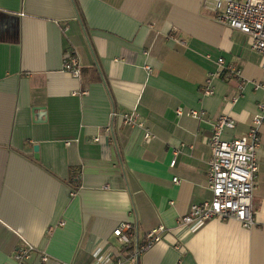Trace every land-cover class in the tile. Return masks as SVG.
<instances>
[{
	"label": "crops",
	"instance_id": "obj_1",
	"mask_svg": "<svg viewBox=\"0 0 264 264\" xmlns=\"http://www.w3.org/2000/svg\"><path fill=\"white\" fill-rule=\"evenodd\" d=\"M203 2L0 0V264H15L23 244L36 249L26 264H93L99 251H128L114 235L120 223L136 250L211 201L214 124L235 120L227 140L253 127L264 56ZM68 57L79 79L64 70ZM220 58L240 79L217 75ZM260 136L255 226L211 219L165 235L138 264H264V125Z\"/></svg>",
	"mask_w": 264,
	"mask_h": 264
},
{
	"label": "built area",
	"instance_id": "obj_2",
	"mask_svg": "<svg viewBox=\"0 0 264 264\" xmlns=\"http://www.w3.org/2000/svg\"><path fill=\"white\" fill-rule=\"evenodd\" d=\"M203 6L215 14V20L220 25L247 35L251 39L252 49L264 56V0H204ZM218 65L221 68L217 73L219 77L226 80L240 79V70L233 65H227L223 58L218 60ZM63 68L73 77L78 79L81 77L82 68L77 58L65 59ZM147 69L151 71L152 68L148 66ZM242 87L241 85L240 89ZM205 93L212 95L214 90L210 86ZM178 114L181 115V111ZM190 114L196 119L201 118L197 111ZM122 118L127 126L140 124L137 117L132 114H124ZM263 125L264 103L259 104V113L253 120V127L245 136L238 139L223 138L224 132L234 130L236 123L229 116L221 117L214 124L213 135L209 140L212 153L208 169L211 201L192 205L187 214L178 218L173 231L160 226L148 232L145 244L136 250H129L132 247L130 234L132 227L128 223H120L114 235L128 251L113 253L111 257H105L99 251L94 255L93 264H136L140 253L161 241L165 235L171 232L193 233L211 219L236 220L244 228H253L256 224L253 215V194L259 172L257 154L262 145L260 129ZM152 138L153 136L147 132L146 141L149 142ZM175 165L176 160L172 162V167ZM174 182L179 184L180 180L174 178ZM35 251L34 246L23 244L13 256L15 264H26ZM47 260V257H43V261Z\"/></svg>",
	"mask_w": 264,
	"mask_h": 264
},
{
	"label": "trees",
	"instance_id": "obj_3",
	"mask_svg": "<svg viewBox=\"0 0 264 264\" xmlns=\"http://www.w3.org/2000/svg\"><path fill=\"white\" fill-rule=\"evenodd\" d=\"M79 182V177L77 174L73 173L71 175V178H70V181H69V184L71 187L73 188H77V183ZM130 251L132 250V247L129 249Z\"/></svg>",
	"mask_w": 264,
	"mask_h": 264
},
{
	"label": "water",
	"instance_id": "obj_4",
	"mask_svg": "<svg viewBox=\"0 0 264 264\" xmlns=\"http://www.w3.org/2000/svg\"><path fill=\"white\" fill-rule=\"evenodd\" d=\"M101 77H102V79H103V82L106 84V81H105V79H104V77H103V75H102V74H101ZM38 150H39V148L36 146V147L34 148V151H35L34 158H35L36 160H38V159H39ZM136 264H138V259H137V263H136Z\"/></svg>",
	"mask_w": 264,
	"mask_h": 264
}]
</instances>
